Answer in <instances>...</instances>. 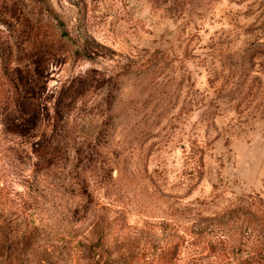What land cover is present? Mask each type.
I'll list each match as a JSON object with an SVG mask.
<instances>
[{
    "label": "rangeland",
    "instance_id": "rangeland-1",
    "mask_svg": "<svg viewBox=\"0 0 264 264\" xmlns=\"http://www.w3.org/2000/svg\"><path fill=\"white\" fill-rule=\"evenodd\" d=\"M49 2L99 84L55 166L0 117V264H264V0Z\"/></svg>",
    "mask_w": 264,
    "mask_h": 264
},
{
    "label": "trees",
    "instance_id": "trees-1",
    "mask_svg": "<svg viewBox=\"0 0 264 264\" xmlns=\"http://www.w3.org/2000/svg\"><path fill=\"white\" fill-rule=\"evenodd\" d=\"M0 26L1 125L8 135L30 137L36 159L55 166L74 103L99 81L87 72L62 87L52 105L45 102L50 68L69 54L88 58L49 0H0Z\"/></svg>",
    "mask_w": 264,
    "mask_h": 264
}]
</instances>
